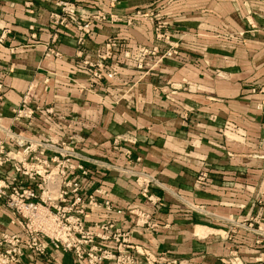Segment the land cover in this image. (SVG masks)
<instances>
[{
    "label": "crops",
    "instance_id": "0c3cea01",
    "mask_svg": "<svg viewBox=\"0 0 264 264\" xmlns=\"http://www.w3.org/2000/svg\"><path fill=\"white\" fill-rule=\"evenodd\" d=\"M26 1L38 11L32 18ZM52 9L48 0H0V36L9 31L0 46L3 126L29 137H74L81 153L121 168L128 163L113 138L126 135L134 157L141 159L136 170L204 207L205 214L194 213L177 196L158 190L166 204L154 208L138 197V187L126 174L91 166L93 176L86 182L91 190L104 186L116 207L151 214L157 225L153 230L135 228V218L127 213L109 216L134 231L135 245L168 252L188 260L185 264H222L232 250L247 263L263 256L264 243L257 245L254 234L232 236L230 223L221 219L246 222L264 215V127L258 109L264 95L252 92L264 87V0H119L112 10L117 15L144 9L161 14L181 54L148 74L116 58L121 78L98 83L97 93L87 90L73 25L57 31L55 48L62 57L47 54L54 35ZM110 38L130 48L160 45L148 23L101 24L94 27L85 50L93 53ZM25 99L32 107L53 108L54 115L39 113L29 128L14 124L12 109ZM227 123L241 135L224 132ZM206 168L207 185L196 189L197 176ZM106 217L92 212L88 224ZM8 222L9 214L3 212L0 233ZM59 257L60 264L74 263L70 254Z\"/></svg>",
    "mask_w": 264,
    "mask_h": 264
},
{
    "label": "built area",
    "instance_id": "2783aa9c",
    "mask_svg": "<svg viewBox=\"0 0 264 264\" xmlns=\"http://www.w3.org/2000/svg\"><path fill=\"white\" fill-rule=\"evenodd\" d=\"M52 3L50 19L54 35L46 46L49 56L61 58L55 48L58 30L73 25L79 46L77 59L87 73L88 88L97 93L98 83L118 81L121 78L118 65L121 60L129 69L140 72L153 71L167 60L180 56V45L173 40V32L163 16L152 9L138 10L128 16L113 13L119 0H48ZM25 10L31 18L38 14L35 4L26 1ZM109 8V10L107 8ZM34 22V19H32ZM138 22L152 26L156 46L127 47L118 38L108 39L101 49L88 53L85 48L94 27L101 24H123L128 27ZM32 39H36V26H29ZM4 30L0 46L5 44ZM0 81V104L5 101ZM254 94H263V88H254ZM263 118L264 101L258 105ZM54 115L53 108L32 107L25 99L12 109L14 124L32 127L39 113ZM224 132L240 134L239 128L227 123ZM126 135L115 136L113 146L125 157L128 167L90 158L78 150L74 137L67 140L50 135L29 137L19 134L13 127H5L0 121V215L9 214L6 230L0 233V264H60V254L73 256V264H185L188 260L171 256L168 252H154L133 243L134 231L125 229L109 216H133L135 228L156 229L150 213L130 207L120 209L114 204L112 194L104 186L91 190L86 182L93 176L91 166L104 170H116L126 174L139 189L138 197L154 208L165 206L160 190L177 196L194 213L205 214L204 207L192 205L165 187L156 176L136 170L141 162L134 157V148L127 144ZM210 172L202 170L197 176L196 189H204ZM263 207V201L258 202ZM92 212H104L106 219L88 224ZM229 222L232 236L246 231L256 236V244L264 243V215L246 222ZM222 264H264V255L247 263L237 250L222 259Z\"/></svg>",
    "mask_w": 264,
    "mask_h": 264
}]
</instances>
